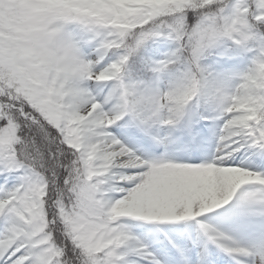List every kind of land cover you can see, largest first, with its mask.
<instances>
[{"label":"snow or ice","instance_id":"6c2138e0","mask_svg":"<svg viewBox=\"0 0 264 264\" xmlns=\"http://www.w3.org/2000/svg\"><path fill=\"white\" fill-rule=\"evenodd\" d=\"M0 264H264V0H0Z\"/></svg>","mask_w":264,"mask_h":264}]
</instances>
